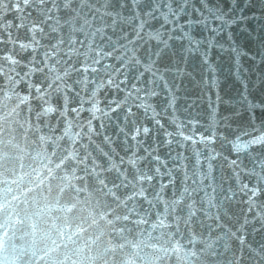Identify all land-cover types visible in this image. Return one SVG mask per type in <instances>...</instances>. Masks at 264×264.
I'll list each match as a JSON object with an SVG mask.
<instances>
[{"label": "snow or ice", "instance_id": "1", "mask_svg": "<svg viewBox=\"0 0 264 264\" xmlns=\"http://www.w3.org/2000/svg\"><path fill=\"white\" fill-rule=\"evenodd\" d=\"M4 40L93 86L132 142L119 163L209 239L212 264H264V0H0Z\"/></svg>", "mask_w": 264, "mask_h": 264}, {"label": "water", "instance_id": "2", "mask_svg": "<svg viewBox=\"0 0 264 264\" xmlns=\"http://www.w3.org/2000/svg\"><path fill=\"white\" fill-rule=\"evenodd\" d=\"M84 85L30 44L0 42V264H212L209 239L171 200L157 214L163 198L124 170L132 142ZM207 105L195 99L198 119Z\"/></svg>", "mask_w": 264, "mask_h": 264}]
</instances>
